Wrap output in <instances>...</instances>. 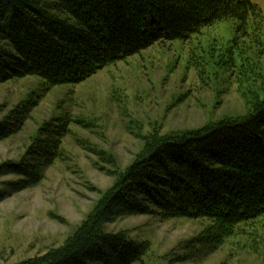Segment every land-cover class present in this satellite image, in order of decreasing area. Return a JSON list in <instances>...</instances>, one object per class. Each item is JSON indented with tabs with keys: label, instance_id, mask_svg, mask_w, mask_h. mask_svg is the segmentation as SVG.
<instances>
[{
	"label": "rangeland",
	"instance_id": "rangeland-1",
	"mask_svg": "<svg viewBox=\"0 0 264 264\" xmlns=\"http://www.w3.org/2000/svg\"><path fill=\"white\" fill-rule=\"evenodd\" d=\"M252 1L261 30L227 19L77 84L31 75L0 83V264L56 259L149 143L253 109L264 97V0ZM111 212L104 231L145 247L132 264H264V217L214 248L201 242L208 218L168 217L154 205Z\"/></svg>",
	"mask_w": 264,
	"mask_h": 264
},
{
	"label": "trees",
	"instance_id": "trees-1",
	"mask_svg": "<svg viewBox=\"0 0 264 264\" xmlns=\"http://www.w3.org/2000/svg\"><path fill=\"white\" fill-rule=\"evenodd\" d=\"M227 19L240 28L252 21L263 26L262 10L252 0H0V83L31 75L49 86L77 84L156 42L186 40ZM23 114L14 117L17 123ZM50 147L40 152L43 162L56 144ZM146 148L56 259L40 264L138 260L145 247L104 231L110 211L145 213L154 205L168 217L208 218L213 225L201 242L214 248L241 225L264 217V97L242 117Z\"/></svg>",
	"mask_w": 264,
	"mask_h": 264
}]
</instances>
